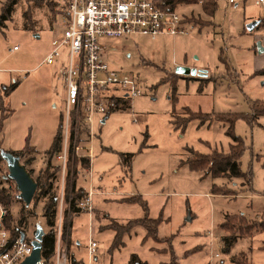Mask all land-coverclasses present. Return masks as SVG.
Returning <instances> with one entry per match:
<instances>
[{
    "label": "rangeland",
    "instance_id": "1",
    "mask_svg": "<svg viewBox=\"0 0 264 264\" xmlns=\"http://www.w3.org/2000/svg\"><path fill=\"white\" fill-rule=\"evenodd\" d=\"M7 1L0 0V15ZM205 1L187 0L175 8L185 19L186 33L156 39L144 35L103 38L110 47L109 63L134 75L141 94L129 96L127 107L100 116L104 123L95 124L91 173L88 163L77 176L79 185L88 188L91 182L95 192L102 191L95 193L91 212L83 209L70 216L65 203L67 174L72 172L69 165L77 163L79 168V158L88 157L86 149L79 155L68 152L64 169L56 155L51 159L53 167L59 166L54 180L58 202L53 264L58 251L65 249L69 255L70 244L83 264L90 231L98 242L96 264H126L131 253L149 264L167 262L171 253L179 264H206L209 259L230 264L237 256L235 252L249 248L252 264H264V248H259L264 244V230L226 246L221 234L228 232L217 225L224 214L240 217L238 214L246 211L253 219H236L233 232L246 234L242 228L264 217V72L259 73L264 70V25L247 28L263 13L264 6L255 5V0L236 4L216 0L213 14H206L202 10ZM64 8V0H17L10 16L0 19V115L1 108L5 113L10 110L0 129V188L7 189L11 198L8 206L1 201L0 206L13 222L26 216L23 225L28 240L39 229L48 230L42 202L25 206L17 197L14 181L5 177L8 164L2 155L4 150H21L28 141L31 148L20 157V165L33 180L44 172V152L57 130L65 96L59 72L67 56L66 47L59 50L53 64L43 60L52 39L62 33ZM177 65L189 67L190 74L174 76ZM15 81L16 88L6 94L4 90ZM188 109L211 113L212 118L203 124L199 119L183 124L181 119ZM219 113H246L248 119L253 118L252 124L238 118L232 126L233 134L244 143L240 167L248 175L241 178H214L191 171L182 163L188 149L201 154L228 150L232 143L227 134L229 123L216 119ZM78 133L81 140L88 139L85 133ZM120 153L134 154L129 166L122 163ZM213 185L237 195L225 198L212 194ZM134 195L147 202L149 217L160 216L157 236L171 239L143 241L146 230L135 226L123 235V244L112 250L115 233L107 228L111 221L126 225L143 214L139 205L120 201ZM69 219L71 226L64 233L65 220ZM151 247L166 250L157 253ZM194 247L199 250L184 257V252ZM225 248H229L228 253Z\"/></svg>",
    "mask_w": 264,
    "mask_h": 264
},
{
    "label": "built area",
    "instance_id": "2",
    "mask_svg": "<svg viewBox=\"0 0 264 264\" xmlns=\"http://www.w3.org/2000/svg\"><path fill=\"white\" fill-rule=\"evenodd\" d=\"M244 0H228L236 4ZM61 15L62 33L51 41L43 62L53 64L59 50L66 47L67 56L60 68L65 91L61 110V149L56 154L64 169L67 155L85 148L89 165L92 160V140L95 124L102 122L112 99H124L141 94L137 78L114 68L107 60L110 47L104 37L144 35L156 39L160 35L185 32V19L170 7V0H64ZM264 6V0H255ZM264 24V11L259 20ZM17 46L13 47L16 50ZM79 130L88 136L81 140ZM90 136V138H89ZM81 143L85 145L82 146ZM90 173V169H89ZM7 178V176H5ZM92 191L77 205L91 212ZM5 210L0 206V264H18L32 251L31 240L14 237L4 225ZM97 241L90 235L83 264L97 263ZM54 264H69L65 249L58 251Z\"/></svg>",
    "mask_w": 264,
    "mask_h": 264
},
{
    "label": "trees",
    "instance_id": "3",
    "mask_svg": "<svg viewBox=\"0 0 264 264\" xmlns=\"http://www.w3.org/2000/svg\"><path fill=\"white\" fill-rule=\"evenodd\" d=\"M17 0H8L2 7L3 11L0 15L1 20H5L10 16V11L12 6L15 4ZM184 2L187 3V0H170V7L176 8L179 4H183ZM189 3V2H188ZM216 8V0H208L202 3V10L206 14H213L214 10ZM260 20V19H259ZM259 21V25H260ZM1 25V22H0ZM223 62H225L224 58H221ZM264 70H260L259 73H263ZM187 76V75H181L174 73V76ZM18 85V82H13L9 87H7L4 91L6 94H8L11 90H14L16 86ZM129 99H112L111 105L109 109L107 110V113L105 117L114 111L115 109L125 108L128 106ZM255 108V107H253ZM2 112L0 115V129L1 124L5 118H7V115L9 114L10 110L8 112H4L3 108H1ZM254 110V109H253ZM212 116L211 113H203L201 111H188L186 112V116L182 117L183 124H186L188 121L192 119H199L200 123L203 124L206 121L211 120ZM216 119H223V121H226L229 123V126L227 128V134L231 137L232 143L229 144V148L226 152H219V151H212L208 154H201L199 152L193 151L192 149L189 150L188 157L182 161V163H185L187 167L191 171L196 172H203L205 175L209 174L212 177H227L229 179L231 178H237V177H243L248 175L247 173H244L241 170L240 167V157L244 151V143L243 140L233 134L232 126L236 119L238 118H244L245 120L249 121L250 124L253 123V118L248 119V114L246 113H231V114H222L219 113L215 115ZM1 143V141H0ZM31 148V145L28 144V141L26 142L25 146L19 150V151H12V150H4V154H12L18 158L23 156L27 150ZM61 149V129H60V121L57 126V130L52 137L50 146L47 150L44 152L45 156V162L46 166L44 168V172L42 175H38V177L34 180L37 184V188L35 191V194L32 198V205L36 206L38 203L42 202V216L44 217V220L47 224L48 230L42 231L41 235V260L39 264H53L52 263V257L54 255V247H55V220H56V208H57V202H58V196L56 193V188L54 184L56 171L58 170L59 166H52L51 165V159L55 158V155L60 151ZM69 155H73L72 147L70 148ZM133 153H120V160L123 164L129 166L132 161ZM3 158V155H2ZM78 163H80V167L77 168L76 164L71 167L69 165V168L72 169V172L69 170L67 174L66 179V188H65V203H67V212L69 211L70 216L79 214L80 212H83V208L78 207L77 203L85 198L87 196V190L85 186L78 185V173L80 172L81 168L84 169V167H88V157H80ZM29 173V172H28ZM80 176V175H79ZM249 178V176H248ZM11 179V178H10ZM14 181L13 179H11ZM250 180V178H249ZM16 186V184H15ZM222 186L213 185L212 191L217 194H230L234 195L235 193L233 191L228 190H222ZM17 189V188H16ZM5 188H0V201L4 206H8L10 204L11 198L9 195V191ZM19 192V191H18ZM18 197V195H17ZM120 201L129 203V204H137L142 209V216L133 218L126 225L118 226L116 221H111L110 225L107 226V228L112 229L115 233V236L112 240L111 249H116L120 245L123 244L122 237L125 233L130 232V230L135 226H141L146 230L145 236L142 239L143 241L152 238L154 241L157 242H165L171 239L170 237H158L157 236V228L161 222L160 216L157 218L149 217L148 215V205L147 202L141 197V196H131L126 198H121ZM66 213H65V219H66ZM240 217L236 215L227 216L225 221L220 224V228L225 230L226 232H232L228 237L223 238V240L226 243V246L230 245L235 240V221L236 219L244 221V218L242 215H239ZM71 218V217H70ZM4 224L6 228L10 230V233L12 236L17 237L21 232H24V222L26 220L25 215H21V217L17 220V222H13L11 216L7 212L4 215ZM231 223V224H229ZM69 229V226H71V219L69 221L64 223V233H66V227ZM241 229V228H239ZM243 229L244 233H250L251 231L255 230L257 232L264 230V217L257 221V223H253L250 226H246ZM69 230L67 231L68 234ZM170 238V239H169ZM166 249H156L157 252L161 253L165 251ZM199 250L196 247L188 249L184 252V257H186L189 254H192ZM227 251L228 249L225 248ZM69 264H81L80 261H76L74 258V255L69 251ZM233 264H248V258L245 253L241 252L238 253V255L235 258H232ZM243 262V263H242ZM126 264H148L146 261H142L139 256L135 253L130 254L129 259ZM160 264H179L177 261V257L171 253L170 260L167 262H161Z\"/></svg>",
    "mask_w": 264,
    "mask_h": 264
},
{
    "label": "water",
    "instance_id": "4",
    "mask_svg": "<svg viewBox=\"0 0 264 264\" xmlns=\"http://www.w3.org/2000/svg\"><path fill=\"white\" fill-rule=\"evenodd\" d=\"M259 21H253L251 23L247 24V28L249 30L253 29ZM259 50L262 51L263 48L260 47V44H258ZM191 72V69L187 66L183 65H177L175 67V73L181 74V75H189ZM105 121V119L102 120V123ZM3 158L7 161L8 164V177L9 179H13L14 183L16 184V188L19 191L18 198L21 199V201L24 203L25 206H29L32 198L35 194L37 184L35 181L30 177V174L28 171L20 165L18 157L3 153ZM41 229H39L38 232L35 233L34 238L31 240L32 244V251L30 255H28L23 261H21L18 264H39L41 260V235H42ZM21 239L24 238V233H21Z\"/></svg>",
    "mask_w": 264,
    "mask_h": 264
},
{
    "label": "crops",
    "instance_id": "5",
    "mask_svg": "<svg viewBox=\"0 0 264 264\" xmlns=\"http://www.w3.org/2000/svg\"><path fill=\"white\" fill-rule=\"evenodd\" d=\"M244 1H246V0H244ZM243 1V2H244ZM256 5V4H255ZM263 11H264V9H263ZM261 15L262 14H260V16L257 18V20L256 21H259V19H260V17H261ZM259 24V23H258ZM260 25H264V24H260ZM105 119V118H104ZM60 121V120H59ZM104 123V122H103ZM59 124V123H58ZM92 160H93V156H92ZM92 160H91V167H92ZM91 167H90V173H91ZM235 183H237L236 181H234V184ZM78 184V183H77ZM79 185V184H78ZM83 185V184H82ZM217 186H220V185H217ZM86 188V187H85ZM86 190L87 191H89V190H91L92 191V200L94 201V195H95V193H97V192H102V191H97V192H95L94 191V189L91 187V182H89V184H88V188H86ZM211 192H212V194H216V195H222L223 197H225V198H227L228 196L227 195H230V194H217V193H214L212 190H211ZM234 195H237V194H234ZM121 199V198H120ZM232 215H237V214H232ZM232 215H229L228 213L227 214H224V219H223V221H221V222H219V224H217V225H219V227H220V224L221 223H223L224 221H225V219H226V217L227 216H232ZM238 215H243V217H245V218H247V219H253L252 217H251V215H250V213H248V212H246V211H242L241 212V214H238ZM261 216H264V211L262 212V214H261ZM262 218V217H261ZM259 221V220H258ZM70 230H71V227H70ZM223 231H225V230H223ZM253 232H257V231H251L249 234L247 233V234H237V235H235L236 236V238H235V240L232 242V243H235L236 241H238V240H241V238H243V236H246V235H248V236H252L253 234ZM71 233V232H70ZM89 233H90V235L92 236V231H90V232H88L87 233V239H86V244H87V241H88V238H89ZM146 233V232H145ZM229 233V232H228ZM228 233H225V234H221V236H222V239L223 238H225V236L224 235H228ZM74 234H72L71 233V236L72 237H74L73 236ZM145 235V234H144ZM224 236V237H223ZM74 241L76 242V244H79V240H76V239H74ZM75 242H74V244H75ZM98 243V242H97ZM68 244V243H67ZM73 244V245H74ZM71 245L72 244H70V249H69V251L74 255V258H75V260L76 261H79L80 259H78L76 256H75V254H74V251H73V249H72V247H71ZM209 246H211V243L209 242V244H208ZM233 245V244H232ZM67 247H69V246H67ZM67 247H66V249H67ZM259 248H264V244H262ZM151 249H153L154 251H156V249H160V248H155V247H151ZM228 251H229V248H228V250H227V253H228ZM248 251V252H247ZM247 251H244V250H240V251H238V252H235L233 255H238V253H241V252H243V253H245L246 254V256H247V258H248V264H252V262H251V256H250V254H249V252L251 251V248H249V249H247ZM157 252V251H156ZM157 253H159V252H157ZM132 254V253H131ZM136 254V253H135ZM230 255V254H229ZM232 256V255H231ZM230 257V256H229ZM228 257V258H229ZM140 258V257H139ZM141 259V258H140ZM232 260V259H231ZM85 261V260H84ZM142 261H145V260H142ZM230 261V260H229ZM147 262V261H146ZM217 262V263H216ZM148 263V262H147ZM161 263V262H160ZM159 263V264H160ZM149 264V263H148ZM206 264H220V261H218L217 259H209L208 260V262L206 263ZM230 264H233L232 263V261H230Z\"/></svg>",
    "mask_w": 264,
    "mask_h": 264
}]
</instances>
